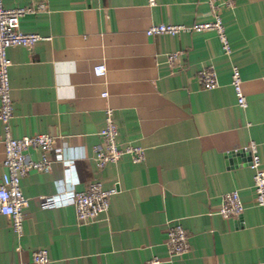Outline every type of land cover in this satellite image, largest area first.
Listing matches in <instances>:
<instances>
[{
    "label": "crops",
    "instance_id": "0c3cea01",
    "mask_svg": "<svg viewBox=\"0 0 264 264\" xmlns=\"http://www.w3.org/2000/svg\"><path fill=\"white\" fill-rule=\"evenodd\" d=\"M3 8L36 9L20 30L43 39L7 49L14 138L53 137L50 172L21 179L28 199L22 235L0 216V264H264V207L255 203L247 147L257 143L264 170V0H234L221 9L232 48L224 54L214 31L147 36L151 25L192 26L213 19L208 0H2ZM45 5L44 9H37ZM180 52L177 63L169 55ZM103 63L106 73L94 74ZM243 80L247 107L237 104L232 66ZM213 68L218 87L206 90L199 71ZM103 93H107L103 97ZM112 109L119 147L139 146L145 160L123 155L100 168L95 148ZM0 124V179L7 171ZM75 159L84 190L100 181L117 189L97 221L79 223L74 194L58 158ZM38 161L41 151L30 149ZM237 190L238 217L218 211ZM181 223L189 250L170 258L169 229Z\"/></svg>",
    "mask_w": 264,
    "mask_h": 264
},
{
    "label": "built area",
    "instance_id": "2783aa9c",
    "mask_svg": "<svg viewBox=\"0 0 264 264\" xmlns=\"http://www.w3.org/2000/svg\"><path fill=\"white\" fill-rule=\"evenodd\" d=\"M154 4L155 0H149ZM210 13L213 17L211 21L196 23L192 26L159 24L151 25L146 29L147 36L171 35L177 36L183 32H204L214 31L221 43L225 55L230 56L232 48L224 25L221 9H233L234 0H208ZM45 5H39L37 9H44ZM36 9L32 7H20L16 9L3 8L0 0V124L4 126V159L3 166L7 171L0 179V216H8L12 219L13 228L17 234L22 235L23 231V209L28 205V199L21 189V179L32 170L50 172L53 160L48 156L49 152H56L53 137L48 134H37L14 138L10 131L11 119L14 115V104L11 98V88L9 83L7 59V49L13 46L30 47L37 41L43 39L40 35L24 33L20 30V19L27 13ZM180 52L169 55L171 64L177 63ZM96 76L102 77L106 73V66L101 63L94 67ZM197 79L206 90L218 87L217 73L213 68L203 69L198 72ZM242 77L239 68L232 66L231 85L237 97V104L247 107V99L242 88ZM107 93H103L106 97ZM102 143L95 148L96 161L100 168L107 163H117L123 155H129L134 163L145 160V150L139 146L119 147L117 143L118 128L114 122L112 109L106 110L105 126L99 133ZM41 151L42 157L35 161L28 157L30 150ZM251 154L250 167L255 171L253 176V187L256 193L255 203L259 207H264V170L261 168V159L258 154L257 143L251 142L248 147ZM58 158L65 167V183L70 186L74 194V206L79 223H91L97 221L101 214L107 213L110 208V198L117 193V189L106 190L100 181L90 183L86 189L78 190L80 180L75 170V159H65L60 151H57ZM245 210L237 190L230 191L223 195L222 204L218 213L225 217H238ZM167 247L170 258L182 255L189 250L188 231L179 222L170 227ZM34 264H49L50 257L46 248L38 249L33 253ZM147 264H161L160 259L154 257Z\"/></svg>",
    "mask_w": 264,
    "mask_h": 264
}]
</instances>
